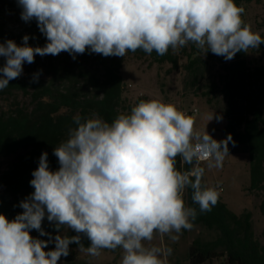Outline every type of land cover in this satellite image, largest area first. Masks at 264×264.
I'll list each match as a JSON object with an SVG mask.
<instances>
[{
  "label": "clouds",
  "instance_id": "obj_1",
  "mask_svg": "<svg viewBox=\"0 0 264 264\" xmlns=\"http://www.w3.org/2000/svg\"><path fill=\"white\" fill-rule=\"evenodd\" d=\"M25 22L35 20L46 37L44 46L0 43V90L23 73L35 56L67 52L125 57L138 49L164 56L189 42L205 55L231 60L238 52L264 43L242 19L245 9L234 0H17ZM40 73L33 76L38 82ZM221 116L215 113L209 121ZM208 121V122H209ZM75 127L54 147L59 167L51 170L42 152L32 172L34 191L19 203L23 211L9 220L0 214V264H58L70 244L99 256L102 249L123 250L121 264H166L170 247L147 246L155 234L179 239L191 230L197 209L186 206L185 190L199 212L217 204L218 186H202L205 168H222L229 154V134L216 140L195 130L194 120L172 103L140 101L130 113L111 122L97 114L73 117ZM195 141V143H194ZM177 157L188 170H178ZM53 223L76 235H55L42 228ZM32 230L49 240L34 238ZM175 233V234H174ZM89 244L85 247L83 240ZM49 243L55 248L45 251Z\"/></svg>",
  "mask_w": 264,
  "mask_h": 264
},
{
  "label": "trees",
  "instance_id": "obj_2",
  "mask_svg": "<svg viewBox=\"0 0 264 264\" xmlns=\"http://www.w3.org/2000/svg\"><path fill=\"white\" fill-rule=\"evenodd\" d=\"M254 1L262 2L234 0L245 9L243 21L264 39V3L260 11L252 12L250 5ZM21 11L17 0H0V43L11 39L20 45L22 38L28 35L30 46H44L46 37L39 31L37 22L32 20L25 25ZM12 19L22 27L8 28ZM130 55L136 59L148 57L152 63L171 62L174 66L180 65L183 57L185 89L205 97L209 103L220 98L225 100L224 135L227 138L230 134L235 141V146L229 142V150L240 144L247 145L249 189L260 197L259 208L264 216V43L258 49L241 51L231 60H225L210 51L205 55L191 42L176 51L169 49L164 56L138 49L125 57H104L86 50L75 59L62 52L57 56L36 55L34 63H25L23 73L0 90V158H10L0 169V214L12 220L23 211L19 203L34 191L30 180L42 152L48 153L50 169H58L53 149L68 138V129L75 127L74 116L83 119L97 114L111 122L120 113H130L134 105L125 95L122 74ZM92 61L101 67V73L88 66ZM3 64L4 58L0 57V67ZM38 72V82H32ZM140 101H145L144 97H139L137 104ZM176 167L183 171L192 166L183 165L177 157ZM191 191L190 188L185 190L184 201L186 206L197 209V218L192 223L217 230L218 234L211 240L196 238L192 241L187 253L190 264H206L217 258H224L223 264H264V230L255 231L252 212L237 213L219 196L210 212L201 213L199 206L192 203ZM42 228L53 239L57 234L76 235L67 227L58 231L47 218ZM30 234L34 238L50 239L40 236L36 230ZM83 243L87 247L89 241L84 239ZM54 248L55 244L49 243L45 251ZM69 249V255L62 256L58 264H109L90 259L75 243L70 244Z\"/></svg>",
  "mask_w": 264,
  "mask_h": 264
},
{
  "label": "rangeland",
  "instance_id": "obj_3",
  "mask_svg": "<svg viewBox=\"0 0 264 264\" xmlns=\"http://www.w3.org/2000/svg\"><path fill=\"white\" fill-rule=\"evenodd\" d=\"M263 3L264 0L260 3L254 1L250 5L251 11H260ZM29 23L25 22V25ZM21 27L19 23L15 22V19L8 22V28L12 30ZM184 62L185 58L182 57L179 61L180 65L174 66L171 62L152 63L148 57L136 59L131 55L128 56L122 69L126 84L125 95L134 106L137 105L139 97H144L145 101L158 99L165 103H172L193 118L196 131L204 134L206 130L216 140L226 139L224 127L227 124V119L223 114L226 106L225 100L220 98L209 103L205 97L196 96L185 89L186 72L182 66ZM88 66L98 73L102 72L96 61L90 62ZM214 113L221 116L222 119L217 121L214 117L209 121V117ZM229 154L225 158L222 168L209 169L206 161L202 163L205 168L202 184H205L206 187L218 186L219 196L235 212L251 211L254 229L257 233H261L264 230V216L259 208L260 197L249 189L251 177L247 145L240 144L233 150H229ZM9 161L10 158H0V169L5 167ZM217 234V230L193 223L192 229L182 230L179 239L175 242L167 236L161 238L159 234H155L153 240L145 242V244L149 247L153 245L170 247L172 253L166 257V264H190L187 253L192 241L196 238L211 240ZM82 254L88 255L94 261L121 264L123 250L120 248L116 250L102 249L101 254L95 257L84 251ZM224 262V258H217L206 264H223Z\"/></svg>",
  "mask_w": 264,
  "mask_h": 264
},
{
  "label": "built area",
  "instance_id": "obj_4",
  "mask_svg": "<svg viewBox=\"0 0 264 264\" xmlns=\"http://www.w3.org/2000/svg\"><path fill=\"white\" fill-rule=\"evenodd\" d=\"M195 143V142H194ZM203 162H205V161H203ZM203 162H201V163H203Z\"/></svg>",
  "mask_w": 264,
  "mask_h": 264
}]
</instances>
